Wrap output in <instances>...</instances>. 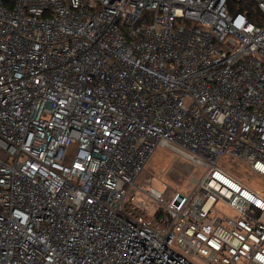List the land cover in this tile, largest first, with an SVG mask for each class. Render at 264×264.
Wrapping results in <instances>:
<instances>
[{
  "label": "built area",
  "instance_id": "built-area-1",
  "mask_svg": "<svg viewBox=\"0 0 264 264\" xmlns=\"http://www.w3.org/2000/svg\"><path fill=\"white\" fill-rule=\"evenodd\" d=\"M224 157L264 178V0H0V264H264Z\"/></svg>",
  "mask_w": 264,
  "mask_h": 264
},
{
  "label": "rangeland",
  "instance_id": "rangeland-1",
  "mask_svg": "<svg viewBox=\"0 0 264 264\" xmlns=\"http://www.w3.org/2000/svg\"><path fill=\"white\" fill-rule=\"evenodd\" d=\"M233 163V164H232ZM220 166L229 172H233L252 191L264 195V178L252 172L244 163L224 157L220 160ZM147 172L152 174V186L164 193L167 186L179 192L177 202L188 196L192 191L191 181L198 177L200 170L192 168L189 161L176 156L168 148L158 146L151 156L147 166ZM214 216L235 215V211L222 202L215 205Z\"/></svg>",
  "mask_w": 264,
  "mask_h": 264
},
{
  "label": "trees",
  "instance_id": "trees-1",
  "mask_svg": "<svg viewBox=\"0 0 264 264\" xmlns=\"http://www.w3.org/2000/svg\"><path fill=\"white\" fill-rule=\"evenodd\" d=\"M230 7L232 10H235L236 6L234 3L231 2ZM240 11H244L245 13H248V15L250 16V18H252L254 21L256 19H259V17H256L257 15H255L252 10H251V5L250 4H246V5H241V7L239 8ZM257 22V21H256Z\"/></svg>",
  "mask_w": 264,
  "mask_h": 264
}]
</instances>
